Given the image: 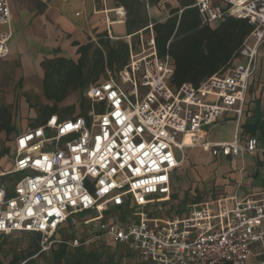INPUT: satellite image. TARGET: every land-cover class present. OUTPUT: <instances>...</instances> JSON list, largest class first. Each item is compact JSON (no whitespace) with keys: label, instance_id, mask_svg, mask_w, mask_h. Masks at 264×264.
<instances>
[{"label":"built area","instance_id":"1","mask_svg":"<svg viewBox=\"0 0 264 264\" xmlns=\"http://www.w3.org/2000/svg\"><path fill=\"white\" fill-rule=\"evenodd\" d=\"M193 7L211 26L228 16L249 22L253 30L239 52L240 63L198 87L174 90L172 64L167 55L158 57L153 25L141 30L149 36L140 35L138 52L129 49L128 63L85 90L86 117L52 115L15 136L11 173L20 178L10 189L0 185V235L38 233L41 252H47L61 242L55 237L60 230L94 224L92 241L127 246L144 263L264 264V191L190 202L168 217L155 205L170 200L173 174L188 147L198 145L213 157L264 153L255 137L239 139L249 81L264 43V0H194ZM116 14L123 16L122 8ZM10 23L8 0H0V26ZM10 37V30H0V59L8 54ZM229 112L235 115L233 140L203 142V129ZM187 135L192 146L184 144ZM127 209L131 215L122 214ZM89 210L97 215L82 222L75 217ZM86 243L74 238L68 245Z\"/></svg>","mask_w":264,"mask_h":264},{"label":"trees","instance_id":"2","mask_svg":"<svg viewBox=\"0 0 264 264\" xmlns=\"http://www.w3.org/2000/svg\"><path fill=\"white\" fill-rule=\"evenodd\" d=\"M148 1L150 6H155L161 0ZM176 1L178 5L170 8L165 20L152 23L158 57L164 58L167 55L172 64L170 86L174 90L183 84L198 87L213 75L224 73L238 58L241 48L253 30L246 19L229 16L216 25L205 24L198 10L193 7L194 0ZM133 2L134 0H122L126 7H130V18L126 20L127 35L140 30L147 23V20L140 18L141 5H132ZM73 45L77 46L76 61L56 58L45 60L41 64L44 70L42 86L48 88L45 94L50 100L58 96L57 89L62 91L57 101L62 100L69 91L78 92L83 100L82 95L91 83L104 75L106 70L118 72L128 60V46L120 40L112 42L109 39H101L97 45ZM61 79L64 81L60 82ZM0 109L6 110L2 107ZM39 110L32 127L43 124L48 117L57 114L55 106L45 105ZM86 110L83 108L80 115H85ZM3 115L0 110V132L4 131L9 135L12 132L10 119L4 118ZM59 118L62 119L60 115ZM8 153L9 149L4 148L0 151V157ZM171 199H177L176 195L172 194ZM184 202L185 199L182 204ZM65 229L68 232L60 235L61 242L52 243L47 252H41L40 234H31L32 243L24 250L12 251L6 264H117V255L119 259L126 256L135 259L124 245L103 243L102 247L106 249L103 251L98 248L87 249L84 245L71 247L68 242L75 238V234L72 228L62 230ZM5 237L0 235V238ZM118 249L124 251V254H118ZM2 251L0 244V254ZM0 264H4L1 257Z\"/></svg>","mask_w":264,"mask_h":264},{"label":"crops","instance_id":"3","mask_svg":"<svg viewBox=\"0 0 264 264\" xmlns=\"http://www.w3.org/2000/svg\"><path fill=\"white\" fill-rule=\"evenodd\" d=\"M136 3L141 5L140 18L147 20V23L140 30L127 35L126 20L130 18V7H126L122 0H33L32 5L23 3L18 7L14 4L11 5L10 0H8L13 26L10 28L9 25L7 30H10L11 37L16 34L17 38L12 48L8 46L11 37L9 38L7 55L18 56L17 58L22 66L21 69L24 66V62L28 66L36 63V66H34L36 68L34 77L37 78V81L39 79L43 80L44 70L41 64L45 60L65 58L74 61L77 50V46L73 45L74 43L77 45L94 43L97 45L101 39L120 40L128 46V63L129 49L131 48L134 52L139 51L140 35H142L143 39L149 36L148 30L143 32L141 30L152 25L156 13L154 6L149 5V1L145 3L141 0H134L132 5ZM119 8H122L123 16L116 14V10ZM240 61L239 58L234 60L233 65L240 63ZM21 77L22 83L26 85L25 74L22 73ZM227 120L235 123V115L230 112L226 113L210 126H216ZM210 126L202 131L203 142L224 143L233 140L234 130L230 141L210 140ZM186 137L191 139L190 135ZM251 137L257 139L258 149L263 150L264 43L258 49L256 70L249 81L244 112L240 122V142L244 143ZM13 142L11 144V155H14ZM206 153L210 154L209 152ZM7 155L0 157V185H5L10 189L15 183L16 177L13 183L8 184L9 180L7 179L15 176V174L11 173L13 163L9 162ZM211 157L218 158L212 155ZM224 158H227L229 163L220 178H213V170L212 173L210 171V173L203 176L212 180L217 189L224 193V196H221L222 198L236 194L241 199L264 191V153L259 152L253 157L245 156L244 158L246 159H241L240 157ZM185 203H183L184 207L188 204ZM179 210L175 213L182 212L183 209Z\"/></svg>","mask_w":264,"mask_h":264},{"label":"rangeland","instance_id":"4","mask_svg":"<svg viewBox=\"0 0 264 264\" xmlns=\"http://www.w3.org/2000/svg\"><path fill=\"white\" fill-rule=\"evenodd\" d=\"M11 5L14 4L16 7L21 6L23 3L32 5L33 0H10ZM175 6L166 3L164 0H161L157 5H155L154 11H156L154 16V21H163L167 18L170 8ZM13 22L10 24L12 28ZM0 30L7 31L6 26H0ZM17 36L16 34L11 37L8 42L9 48H12ZM112 42H117V40H111ZM18 57V56H17ZM14 56L7 55L5 58L0 59V108H6V110H1V113L5 115L4 118L10 119V126L12 132L9 135H6L5 132H0V151L4 148L9 149L7 159L9 162L13 163L14 155H11V144L13 138L17 133H20L25 128L31 127L34 125L35 119L38 117L40 112L39 108L45 105L55 106L57 108V116L59 115L62 119H71L80 115L83 108H86V114L90 108V103L82 95L83 100L78 92L69 91L65 97L57 101V98L62 93V91L57 89V95L53 99H48L45 90L47 87H43V81L40 79L37 81L34 74H36V63L29 65L23 63V68L21 69V63L19 59ZM78 56L76 55L74 61H76ZM34 62V61H33ZM108 72L113 76L116 70H106L105 74L102 75L97 81V83L103 79H107ZM22 73L25 74L26 79L22 83ZM21 79V80H20ZM64 80H60L63 82ZM33 82V84H32ZM36 83V84H34ZM93 84V83H91ZM90 84V85H91ZM64 87V85H61ZM61 92V93H60ZM50 94V92H47ZM39 110V112H38ZM85 115H82L86 117ZM3 115V116H4ZM9 115V116H7ZM235 123L233 121L227 120L223 123H219L216 126L209 127L210 140L218 141H230L232 139L233 130ZM208 129V128H205ZM176 141H179L177 138ZM184 154L186 155L185 162L180 166L178 170L173 174L172 181V194H175L177 199H170L166 202H159L155 204L161 209L160 215L163 217H168L174 214L179 209L184 210V204H182V199H185L186 203L190 202H204L210 199L219 198L224 196L217 187L214 185L213 181L203 177L208 173H212L213 178L218 179L221 177L225 167L228 166L229 160L222 156L218 158H212L210 154L203 151L200 146L195 145L188 147ZM179 158V154H176ZM246 159V158H243ZM16 178H20V175H16ZM206 178V179H205ZM8 184L13 183L15 176L9 177ZM129 199V197H127ZM185 203V204H186ZM154 205V206H155ZM153 207V205H149ZM182 210V211H183ZM133 210L127 209V211L122 214L131 215ZM97 213L94 210H89L80 214H76L75 217L82 222L85 219L95 217ZM112 212L107 218H110ZM135 218V217H134ZM75 234V238H81V240H86L87 243L84 245L87 249L98 248L99 250H106L102 247L103 243H106L102 240H94L92 238L95 234L94 224L89 227L78 226L77 228L72 229ZM68 232L66 229L60 231L55 235L56 238H59L60 235H65ZM33 238L31 234L17 233L8 235L5 238H0V244H2V253L0 254L3 263L6 264L11 257L12 251L24 250L30 243H32ZM112 250H109L111 252ZM118 254H124V251L121 249L116 250ZM117 264H145L136 258L131 259L129 257L118 258V255L115 257Z\"/></svg>","mask_w":264,"mask_h":264},{"label":"bare ground","instance_id":"5","mask_svg":"<svg viewBox=\"0 0 264 264\" xmlns=\"http://www.w3.org/2000/svg\"><path fill=\"white\" fill-rule=\"evenodd\" d=\"M184 144L186 146H191L192 145V140L188 137L184 138Z\"/></svg>","mask_w":264,"mask_h":264}]
</instances>
